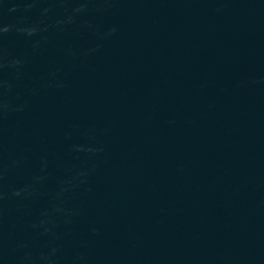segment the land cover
I'll use <instances>...</instances> for the list:
<instances>
[{"label":"water","instance_id":"obj_1","mask_svg":"<svg viewBox=\"0 0 264 264\" xmlns=\"http://www.w3.org/2000/svg\"><path fill=\"white\" fill-rule=\"evenodd\" d=\"M0 264H264V0H0Z\"/></svg>","mask_w":264,"mask_h":264}]
</instances>
